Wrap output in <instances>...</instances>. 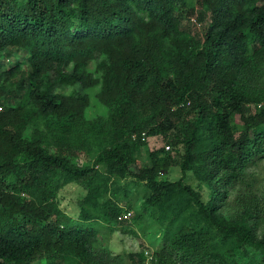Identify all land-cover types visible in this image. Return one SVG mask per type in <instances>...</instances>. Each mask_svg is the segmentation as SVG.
I'll return each mask as SVG.
<instances>
[{"label":"trees","instance_id":"obj_1","mask_svg":"<svg viewBox=\"0 0 264 264\" xmlns=\"http://www.w3.org/2000/svg\"><path fill=\"white\" fill-rule=\"evenodd\" d=\"M263 156L264 0H0V264H122L95 220L125 223L127 175L149 189L131 218L159 233L151 264H264V201L229 199ZM70 182L78 217L57 202Z\"/></svg>","mask_w":264,"mask_h":264},{"label":"rangeland","instance_id":"obj_2","mask_svg":"<svg viewBox=\"0 0 264 264\" xmlns=\"http://www.w3.org/2000/svg\"><path fill=\"white\" fill-rule=\"evenodd\" d=\"M17 59L23 65L28 64L27 58L23 57L20 53H17L15 57H2L5 65ZM58 89L67 91L69 87L66 85H58ZM162 143L160 136H149L147 138V144L142 146L138 152V160L131 164L130 167L133 170H137L138 167L147 165L149 162L148 150L159 147ZM180 175L181 171L177 165L170 167L167 173L170 179H175ZM185 182L192 186L198 185L197 180L189 172L185 176ZM119 183V186L111 184L110 189L114 191L115 199L121 202L123 206H129L131 214L127 217L125 223H118L112 229L107 227L100 218L95 220V226L97 228L96 247H106L112 253L121 254L123 257L122 264H132L126 256L127 252H135L142 249L146 255L145 262L148 264L149 257L153 255L152 251H154L159 233L154 229L155 225L150 224L148 210L144 212L142 219L136 221L132 220L131 215L140 213L145 204V198L149 194V189L144 180L132 178L131 175L125 176ZM200 187L202 198L206 200L209 196V189L204 184H200ZM238 190L241 192H250L255 198L264 201V156L254 157L248 163L243 171V180L231 189L229 199L234 198ZM85 191V188L76 182L67 183L58 190L57 202L65 212L74 217H78L80 212L79 200L83 197ZM124 191L126 192L125 194ZM230 215L231 213H228V216ZM124 227L125 230L123 229ZM150 240L154 242L151 243ZM236 257L238 261H244L248 258L241 250L236 252ZM171 260H175V258L172 256ZM172 264L174 263L172 262Z\"/></svg>","mask_w":264,"mask_h":264},{"label":"built area","instance_id":"obj_3","mask_svg":"<svg viewBox=\"0 0 264 264\" xmlns=\"http://www.w3.org/2000/svg\"><path fill=\"white\" fill-rule=\"evenodd\" d=\"M130 214H131V211H130V210H127V211H124V212L120 213V214L117 216V218H118V219H121V218H127V217H129ZM145 263H146V262H145ZM148 264H151V262L149 261Z\"/></svg>","mask_w":264,"mask_h":264}]
</instances>
